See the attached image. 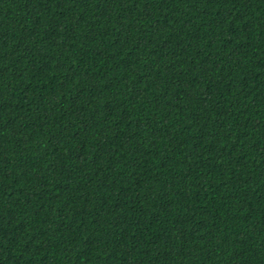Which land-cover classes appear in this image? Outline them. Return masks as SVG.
Returning <instances> with one entry per match:
<instances>
[{
  "label": "trees",
  "instance_id": "trees-1",
  "mask_svg": "<svg viewBox=\"0 0 264 264\" xmlns=\"http://www.w3.org/2000/svg\"><path fill=\"white\" fill-rule=\"evenodd\" d=\"M0 264H264V0H0Z\"/></svg>",
  "mask_w": 264,
  "mask_h": 264
}]
</instances>
